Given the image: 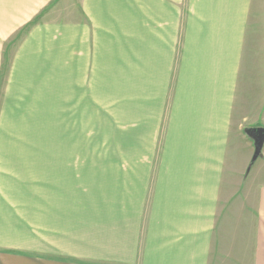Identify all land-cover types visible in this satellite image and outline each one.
<instances>
[{
	"label": "crops",
	"instance_id": "obj_1",
	"mask_svg": "<svg viewBox=\"0 0 264 264\" xmlns=\"http://www.w3.org/2000/svg\"><path fill=\"white\" fill-rule=\"evenodd\" d=\"M119 11L90 13L112 33L108 98L145 133L117 152L0 148V264H264V144L249 166L244 134L264 127V0Z\"/></svg>",
	"mask_w": 264,
	"mask_h": 264
},
{
	"label": "rangeland",
	"instance_id": "obj_2",
	"mask_svg": "<svg viewBox=\"0 0 264 264\" xmlns=\"http://www.w3.org/2000/svg\"><path fill=\"white\" fill-rule=\"evenodd\" d=\"M125 2L0 0L2 150L18 144L11 140L22 141L21 145L35 141L37 149H43L49 136H62L69 150L117 152L125 150L127 138L138 140L145 133L138 120L128 117L124 123L125 114L133 113L128 101L108 98L110 67L103 47L112 33L98 26L102 21L90 13L99 7L105 14L108 10L121 14ZM93 50L102 53L100 62L90 61ZM113 81V87L123 88L122 78ZM143 145L152 149L149 143ZM233 146L241 157L243 143ZM114 161L116 167L122 166V159ZM227 178L228 183L234 181Z\"/></svg>",
	"mask_w": 264,
	"mask_h": 264
},
{
	"label": "water",
	"instance_id": "obj_3",
	"mask_svg": "<svg viewBox=\"0 0 264 264\" xmlns=\"http://www.w3.org/2000/svg\"><path fill=\"white\" fill-rule=\"evenodd\" d=\"M244 134L253 143V153L249 161V166H252L262 154L264 127H246L244 128Z\"/></svg>",
	"mask_w": 264,
	"mask_h": 264
}]
</instances>
